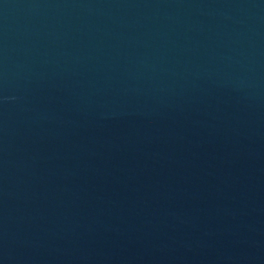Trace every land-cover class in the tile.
<instances>
[{
	"label": "water",
	"instance_id": "obj_1",
	"mask_svg": "<svg viewBox=\"0 0 264 264\" xmlns=\"http://www.w3.org/2000/svg\"><path fill=\"white\" fill-rule=\"evenodd\" d=\"M0 264H264V0H0Z\"/></svg>",
	"mask_w": 264,
	"mask_h": 264
}]
</instances>
